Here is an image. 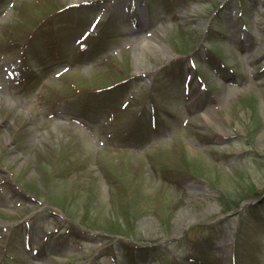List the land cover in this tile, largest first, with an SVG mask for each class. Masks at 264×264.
<instances>
[{
	"label": "rangeland",
	"instance_id": "obj_1",
	"mask_svg": "<svg viewBox=\"0 0 264 264\" xmlns=\"http://www.w3.org/2000/svg\"><path fill=\"white\" fill-rule=\"evenodd\" d=\"M145 1L0 0V264H264V0Z\"/></svg>",
	"mask_w": 264,
	"mask_h": 264
},
{
	"label": "trees",
	"instance_id": "obj_2",
	"mask_svg": "<svg viewBox=\"0 0 264 264\" xmlns=\"http://www.w3.org/2000/svg\"><path fill=\"white\" fill-rule=\"evenodd\" d=\"M75 12L73 8H70L69 12ZM240 239V233L238 234V240ZM141 252H143V254H141ZM145 253H148L150 254L151 251H147V249H142V250H138V254H137V257H133V256H129L130 258L134 259V261L138 264H141V263H144L145 262ZM207 253H202L201 252V258L198 257L194 262H187L186 264H208V261H207Z\"/></svg>",
	"mask_w": 264,
	"mask_h": 264
}]
</instances>
